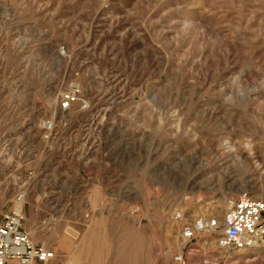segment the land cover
Listing matches in <instances>:
<instances>
[{
  "label": "rangeland",
  "instance_id": "374dc122",
  "mask_svg": "<svg viewBox=\"0 0 264 264\" xmlns=\"http://www.w3.org/2000/svg\"><path fill=\"white\" fill-rule=\"evenodd\" d=\"M72 84L88 109L62 114ZM243 193L264 199V0H0V224L20 210L48 264H204L224 252L171 217Z\"/></svg>",
  "mask_w": 264,
  "mask_h": 264
},
{
  "label": "built area",
  "instance_id": "2783aa9c",
  "mask_svg": "<svg viewBox=\"0 0 264 264\" xmlns=\"http://www.w3.org/2000/svg\"><path fill=\"white\" fill-rule=\"evenodd\" d=\"M58 54L65 56L63 48ZM74 105L81 110L88 109V103L81 88L72 84L59 99L58 109L62 114L71 111ZM53 121H43V129L50 132L54 129ZM185 211L176 212L174 219L182 220ZM23 215L16 210L4 216L0 224V264H48L54 254L43 247L35 246L23 230ZM181 225L179 236L183 249L189 250L193 242L205 238H214L216 250L224 252L222 257L204 264H231L229 255L253 248L264 240V199H255L247 193L239 194L228 201V208L221 221L216 217H195ZM177 264H186L183 255L174 257Z\"/></svg>",
  "mask_w": 264,
  "mask_h": 264
},
{
  "label": "bare ground",
  "instance_id": "6f19581e",
  "mask_svg": "<svg viewBox=\"0 0 264 264\" xmlns=\"http://www.w3.org/2000/svg\"><path fill=\"white\" fill-rule=\"evenodd\" d=\"M254 198V197H253ZM233 199V198H232ZM255 199H257V198H255ZM231 200V199H230ZM206 205V204H205ZM204 205V206H205ZM203 206V207H204ZM188 207V206H187ZM193 208H195V207H193ZM185 209H188V208H181L180 210H185ZM190 213L191 212H193V211H189ZM194 212H196V211H194ZM189 214V213H188ZM213 217H216V216H213ZM172 218V220H174V221H177V222H183V221H186V220H188V219H191L192 218V215H184V217H183V219L182 220H177V219H174L173 217H171ZM216 218H218V217H216ZM219 219V218H218ZM220 221H221V219H219ZM169 230L170 231H172V232H174L175 231V228H173V226H171V225H169ZM179 239H180V236H179ZM180 241H181V239H180ZM181 243H182V241H181ZM258 244V243H257ZM182 245H183V243H182ZM248 250H250V249H248ZM221 251V250H220ZM243 251H245V250H243ZM240 252V251H239ZM222 253V252H221ZM223 255V254H222Z\"/></svg>",
  "mask_w": 264,
  "mask_h": 264
}]
</instances>
